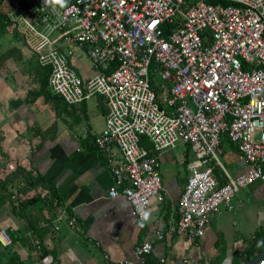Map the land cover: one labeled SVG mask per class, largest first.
I'll return each instance as SVG.
<instances>
[{
	"label": "built area",
	"instance_id": "2783aa9c",
	"mask_svg": "<svg viewBox=\"0 0 264 264\" xmlns=\"http://www.w3.org/2000/svg\"><path fill=\"white\" fill-rule=\"evenodd\" d=\"M9 1L19 15L9 20L38 65L50 69L51 95L67 107L93 96L104 100L105 127L94 145L114 177L108 194L123 196L139 221L148 220L154 196L163 199L160 157L178 143L193 158L179 218L168 233L200 239L214 215L233 208L237 191L264 184V0H66L64 6ZM74 48L90 59L93 77L81 78L71 65ZM110 63L116 67L104 71ZM153 78L164 88L159 99ZM224 134L248 163L236 176L220 160ZM65 215L58 209L51 217L53 229L59 230ZM67 219L74 226L76 219ZM162 237L158 230L156 238ZM153 242L137 245L133 254L149 253ZM0 243L12 245L3 228ZM34 244L40 264H58L39 240Z\"/></svg>",
	"mask_w": 264,
	"mask_h": 264
},
{
	"label": "crops",
	"instance_id": "0c3cea01",
	"mask_svg": "<svg viewBox=\"0 0 264 264\" xmlns=\"http://www.w3.org/2000/svg\"><path fill=\"white\" fill-rule=\"evenodd\" d=\"M11 7L9 0H3L0 11L8 18L19 16ZM12 48L16 51L0 66V228L12 239L10 246L0 243V264H40L35 240L58 264H234L249 237L242 232L248 224L239 219L249 204L264 201L263 183L257 181L237 191L233 208L214 215L200 239L190 241L168 233L178 221L179 199L189 175L187 164L193 158L189 147L178 143L160 157L163 199L154 196L148 220L139 221L123 196L108 194L114 177L94 145L95 136L105 127L108 108L104 100L93 96L67 107L60 99L39 93L35 54L11 23L0 34V54ZM76 52L83 51L74 48ZM220 150L222 166L231 176L248 169L224 135ZM18 166L35 169L44 179L42 186L59 199L51 201L66 213L59 230L51 225L55 214L50 202L20 205L27 196L11 185L20 175ZM220 173L216 167L219 183ZM68 217L76 219L74 226L68 224ZM158 230L161 239L156 238ZM153 239L149 253L133 254L137 245Z\"/></svg>",
	"mask_w": 264,
	"mask_h": 264
},
{
	"label": "trees",
	"instance_id": "16d2710c",
	"mask_svg": "<svg viewBox=\"0 0 264 264\" xmlns=\"http://www.w3.org/2000/svg\"><path fill=\"white\" fill-rule=\"evenodd\" d=\"M2 1L3 0H0V4L2 3ZM10 25H11V22L8 16L6 17L5 14H3L0 11V34L4 33L6 29H9ZM12 30L16 33V30L11 29V31ZM14 51H16V49L12 48L0 54V66L3 64L5 59L11 56V54ZM115 67H116L115 63H110L104 71L109 72ZM34 71L37 72L36 77L38 78L37 80L39 81V85H40L39 93L52 96L48 88V76H49L50 69L43 68L39 66L37 63V69H35ZM156 81L157 79L153 78L151 83H152L154 90L156 91L157 98L159 99L164 88L161 84L157 86ZM53 99H56V98L53 97ZM224 136L227 138V140H229L226 134H224ZM141 145L144 146L149 151H151L152 149L151 144L145 138L141 139ZM16 170H18V173L20 175L12 179L13 182H11V185H14V190L16 189L17 191H20L25 196H27V198L23 199L20 202V205L27 206L32 203L38 202V201L50 202V205L52 204L54 195L52 194L51 190L42 186L44 179L41 177V175L38 174V172L35 169L31 168L29 169V171L22 170L18 166ZM40 189L46 190L47 191L46 194L42 195L39 191ZM30 192L32 193V197H30L29 195ZM54 200H59V199L57 197H54ZM52 207L54 209L53 213L56 214L58 212V204L57 203H55V205L52 204ZM253 238H255V240L250 241L249 247L247 246L243 252H238L236 254L234 264H245L247 260H249L252 257H255L256 255L264 251V241L262 243L257 242L256 233H254Z\"/></svg>",
	"mask_w": 264,
	"mask_h": 264
},
{
	"label": "rangeland",
	"instance_id": "374dc122",
	"mask_svg": "<svg viewBox=\"0 0 264 264\" xmlns=\"http://www.w3.org/2000/svg\"><path fill=\"white\" fill-rule=\"evenodd\" d=\"M15 13L18 14V11ZM22 16H24V14H22ZM71 65L77 70L83 79H87L89 77L91 78L96 74L92 63L87 58L85 52L72 53ZM157 81H161V79L158 78ZM18 198L20 199L22 197L20 196ZM241 216L242 217L239 219V221H244L246 224H248L247 230H242L245 236H249L247 238V246L249 247L250 241L255 240V238H253L254 234L251 236L252 233H256L257 242L262 243L264 241V201L261 204L256 203L255 201L252 202ZM250 237L251 239H249Z\"/></svg>",
	"mask_w": 264,
	"mask_h": 264
},
{
	"label": "clouds",
	"instance_id": "9594fccd",
	"mask_svg": "<svg viewBox=\"0 0 264 264\" xmlns=\"http://www.w3.org/2000/svg\"><path fill=\"white\" fill-rule=\"evenodd\" d=\"M43 4L45 6H52V5H56V4L64 6L66 4V0H43ZM144 218L147 219V214H145Z\"/></svg>",
	"mask_w": 264,
	"mask_h": 264
},
{
	"label": "water",
	"instance_id": "95a60500",
	"mask_svg": "<svg viewBox=\"0 0 264 264\" xmlns=\"http://www.w3.org/2000/svg\"><path fill=\"white\" fill-rule=\"evenodd\" d=\"M263 258H264V251L259 253L255 257H252L249 260H247V262L245 264H255L256 262L260 261Z\"/></svg>",
	"mask_w": 264,
	"mask_h": 264
}]
</instances>
